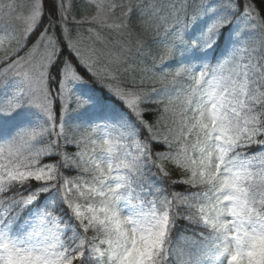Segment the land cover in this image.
<instances>
[{
	"label": "snow or ice",
	"instance_id": "snow-or-ice-1",
	"mask_svg": "<svg viewBox=\"0 0 264 264\" xmlns=\"http://www.w3.org/2000/svg\"><path fill=\"white\" fill-rule=\"evenodd\" d=\"M0 264H264V0H0Z\"/></svg>",
	"mask_w": 264,
	"mask_h": 264
},
{
	"label": "trees",
	"instance_id": "trees-1",
	"mask_svg": "<svg viewBox=\"0 0 264 264\" xmlns=\"http://www.w3.org/2000/svg\"><path fill=\"white\" fill-rule=\"evenodd\" d=\"M131 39L134 41L135 40V37H132ZM148 40L150 42L151 38L149 37ZM154 108H155V106H154ZM149 118L152 119V120H155V118H156L155 111L152 113V115Z\"/></svg>",
	"mask_w": 264,
	"mask_h": 264
}]
</instances>
